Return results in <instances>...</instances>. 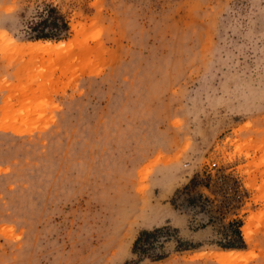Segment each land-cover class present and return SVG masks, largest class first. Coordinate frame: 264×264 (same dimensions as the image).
<instances>
[{
  "label": "rangeland",
  "instance_id": "rangeland-1",
  "mask_svg": "<svg viewBox=\"0 0 264 264\" xmlns=\"http://www.w3.org/2000/svg\"><path fill=\"white\" fill-rule=\"evenodd\" d=\"M164 226L196 249L137 264H264V0H0V264H132Z\"/></svg>",
  "mask_w": 264,
  "mask_h": 264
},
{
  "label": "trees",
  "instance_id": "trees-1",
  "mask_svg": "<svg viewBox=\"0 0 264 264\" xmlns=\"http://www.w3.org/2000/svg\"><path fill=\"white\" fill-rule=\"evenodd\" d=\"M27 33L31 41H61L68 38L69 23L65 16L51 4H43L34 16L26 24ZM192 182V180H191ZM195 201V199H193ZM241 224L228 223V230L224 233L225 243H218L223 250H245L246 246L239 232ZM177 229L169 226L142 231L135 239L132 246V254L138 258L137 264L143 259L161 261L165 259L164 241L173 239L176 242L177 252H186L196 249L191 243L181 241L177 235ZM125 264H131L126 262Z\"/></svg>",
  "mask_w": 264,
  "mask_h": 264
},
{
  "label": "bare ground",
  "instance_id": "bare-ground-1",
  "mask_svg": "<svg viewBox=\"0 0 264 264\" xmlns=\"http://www.w3.org/2000/svg\"><path fill=\"white\" fill-rule=\"evenodd\" d=\"M69 45V42H58V43H50V42H42L38 41L35 43L30 44V47L37 50L42 51L46 53H52L57 52V50H61ZM248 226H245L242 228V234L245 239H248ZM239 254L238 251H229L228 253H224V258L227 260H230L232 258H235Z\"/></svg>",
  "mask_w": 264,
  "mask_h": 264
}]
</instances>
